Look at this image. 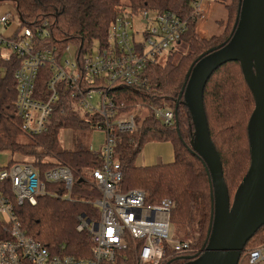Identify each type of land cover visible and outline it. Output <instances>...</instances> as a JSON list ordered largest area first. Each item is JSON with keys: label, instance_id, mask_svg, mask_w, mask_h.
<instances>
[{"label": "trees", "instance_id": "obj_1", "mask_svg": "<svg viewBox=\"0 0 264 264\" xmlns=\"http://www.w3.org/2000/svg\"><path fill=\"white\" fill-rule=\"evenodd\" d=\"M239 0H217L225 12L218 20L222 31L211 35L205 44L195 33L190 0H15L23 24H47L48 37L42 39L45 47H56L61 52L69 43L81 53L93 41L105 43L109 24L122 9L133 15L142 11L160 13L171 11L186 22V32L181 38L182 52L177 58L168 57L164 62L148 68V92L121 88L119 98L126 109L144 105L147 109L132 134H120L113 150L115 170L121 175L122 192L140 189L145 193V203L157 205L162 199L172 204L170 224L180 229L183 240L190 243L191 253L175 255L166 250L163 264H189L201 251L206 239L210 218V182L202 160L193 153V125L188 109L179 103L175 123L160 125L151 115L149 107L175 109L176 100L185 75L193 61L204 52L225 43L233 30ZM175 59V60H173ZM16 97L11 73L0 81V153H7L9 168L17 163L31 164L39 179L56 166L70 169L73 185L69 198L62 182H44V194L36 197L35 205L27 201L17 203L9 179L0 181V195L7 200L11 214L23 233L39 242L51 254L76 258L91 256L90 236L87 231L77 232L79 218L97 223L99 211L93 205L100 196L84 177L101 165L100 153H93L82 142L76 141L70 149H60L58 134L62 129L75 130L84 135L90 123L69 109L56 111L42 136L30 138L19 129L13 102ZM254 106L241 68L237 62L218 68L208 79L203 91V108L211 142L219 155L225 186L230 193L248 171L250 154L247 139V122ZM149 142H169L174 160L171 164L136 167L135 161L142 148ZM50 158L53 161H46ZM23 159H28L26 161ZM232 184L234 186H232ZM9 225L0 224V240H9ZM264 242V226L245 245L244 250ZM241 255L240 264L244 263ZM113 264H135L131 251L123 252Z\"/></svg>", "mask_w": 264, "mask_h": 264}, {"label": "built area", "instance_id": "obj_2", "mask_svg": "<svg viewBox=\"0 0 264 264\" xmlns=\"http://www.w3.org/2000/svg\"><path fill=\"white\" fill-rule=\"evenodd\" d=\"M190 4L199 36V26L207 22L216 0H190ZM185 32L186 22L171 11L133 15L122 9L109 24L105 43L95 41V54L92 44L82 53L70 43L59 52L54 46L42 45V39L48 37L45 22L38 27L25 25L15 0H0V81L11 73L19 131L30 138L42 136L54 113L69 109L87 120L91 131L102 134L98 149L101 165L84 177L99 193L93 204L99 221L80 217L76 227L77 232L89 233L91 256L49 253L23 233L9 203L0 195V224L9 225V240H0V264H113L128 250L135 264H163L166 250L172 256L191 253L189 242L169 236L172 202L162 199L157 205L146 204L144 191H120L121 175L113 161L117 137L135 132L147 110L140 104L126 109L119 98L120 89L148 92V68L170 57ZM148 109L160 125H174L173 109ZM89 150L97 153L93 146ZM43 177L44 182H62L67 191L64 198H69L73 185L70 169L56 166ZM5 179H9L18 204L27 201L35 205L36 197L44 194V182L31 164L0 167V181ZM243 254V264H264V242Z\"/></svg>", "mask_w": 264, "mask_h": 264}, {"label": "water", "instance_id": "obj_3", "mask_svg": "<svg viewBox=\"0 0 264 264\" xmlns=\"http://www.w3.org/2000/svg\"><path fill=\"white\" fill-rule=\"evenodd\" d=\"M237 11L227 41L191 64L174 109V117L179 103L188 109L194 129L192 151L202 160L211 187L206 239L189 264H238L245 245L264 226V0H239ZM234 62L254 106L246 124L249 169L230 201L208 132L203 91L218 68Z\"/></svg>", "mask_w": 264, "mask_h": 264}, {"label": "rangeland", "instance_id": "obj_4", "mask_svg": "<svg viewBox=\"0 0 264 264\" xmlns=\"http://www.w3.org/2000/svg\"><path fill=\"white\" fill-rule=\"evenodd\" d=\"M211 10L212 11L215 10V11L213 12V14L209 16L205 25L199 26V34H198L199 36H197L199 40L203 41V43L205 44L210 40L209 38L211 37V35H217L220 33V31H222V26L217 21L218 20L220 21L225 18V12H223L222 9L218 7L217 0L215 6L211 8ZM97 47H98V43L93 41L92 53L94 54L96 53ZM72 49H74V47H72ZM181 50H182V45L181 44L176 45V51L171 56L172 57L175 56V58H177L179 56V53L182 52ZM166 59H167L166 57L163 58L162 62H164ZM58 139H59L60 149H70L76 141H80L88 148L93 146L95 150L94 152L98 153L99 152L98 149L102 143V134L90 130L86 134L81 136L77 134L75 130L62 129L61 131H59ZM9 160H10V156L7 153H0V167L6 166ZM23 160L30 161L28 159H23ZM45 160L49 162L53 161L50 158H46ZM234 185L232 184V186ZM235 186H237V184ZM235 186L232 187V192L230 193V201H232L233 199V195L235 193L234 190ZM169 236L171 239H176V240H183L184 238L181 230L177 229V227H174V225L172 224H170Z\"/></svg>", "mask_w": 264, "mask_h": 264}, {"label": "crops", "instance_id": "obj_5", "mask_svg": "<svg viewBox=\"0 0 264 264\" xmlns=\"http://www.w3.org/2000/svg\"><path fill=\"white\" fill-rule=\"evenodd\" d=\"M197 32L199 34V30ZM173 160V149L169 142H149L142 148L135 165L136 167H151L159 164H171Z\"/></svg>", "mask_w": 264, "mask_h": 264}]
</instances>
